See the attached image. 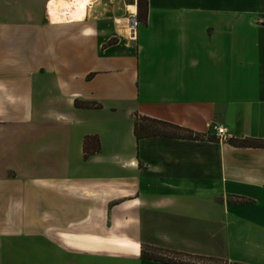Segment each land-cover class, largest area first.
<instances>
[{
    "label": "crops",
    "instance_id": "0c3cea01",
    "mask_svg": "<svg viewBox=\"0 0 264 264\" xmlns=\"http://www.w3.org/2000/svg\"><path fill=\"white\" fill-rule=\"evenodd\" d=\"M129 6L0 0V264H264V147L229 142L264 140V0H147L102 47ZM134 114L212 138L136 139Z\"/></svg>",
    "mask_w": 264,
    "mask_h": 264
},
{
    "label": "trees",
    "instance_id": "16d2710c",
    "mask_svg": "<svg viewBox=\"0 0 264 264\" xmlns=\"http://www.w3.org/2000/svg\"><path fill=\"white\" fill-rule=\"evenodd\" d=\"M137 3V16L139 20L146 22V10H147V0H136ZM75 105L80 107H97L99 106L96 102L80 101L75 100ZM133 133L136 139L145 136L152 135H165L172 137L181 138H191V139H204L212 138L206 133L194 132L188 128L182 127L180 125L160 120L157 118L134 114L133 121ZM229 142L236 146H262L264 147V140L259 138H230ZM83 156L95 153L99 150V139L97 135H85L82 143ZM237 201L246 202L248 199L244 197L237 198ZM159 259V258H158ZM164 262L177 263L172 260H162ZM227 262V261H226ZM227 264H244V263H230Z\"/></svg>",
    "mask_w": 264,
    "mask_h": 264
},
{
    "label": "rangeland",
    "instance_id": "374dc122",
    "mask_svg": "<svg viewBox=\"0 0 264 264\" xmlns=\"http://www.w3.org/2000/svg\"><path fill=\"white\" fill-rule=\"evenodd\" d=\"M122 17H126V14L124 13ZM111 26L113 28L115 27V32L117 34V37H110L108 40L105 41L104 44H102V47L105 46L107 43L112 42L114 39L122 38V41H124V38L127 37L126 22L117 23L116 21H112ZM143 248L148 249L149 246L144 245ZM148 250L149 251H146L147 255H151L162 260H172L180 264L182 263L183 264H227V262L219 261V260H209V259H199V258L191 259L189 256L169 252L168 250H163L161 248L159 249L149 248Z\"/></svg>",
    "mask_w": 264,
    "mask_h": 264
},
{
    "label": "built area",
    "instance_id": "2783aa9c",
    "mask_svg": "<svg viewBox=\"0 0 264 264\" xmlns=\"http://www.w3.org/2000/svg\"><path fill=\"white\" fill-rule=\"evenodd\" d=\"M140 24V20L137 16V11H131L127 10L126 14V26H127V37L129 40H135L136 39V30ZM211 130L215 134V136L221 138L226 135L225 127L218 125V124H212Z\"/></svg>",
    "mask_w": 264,
    "mask_h": 264
},
{
    "label": "bare ground",
    "instance_id": "6f19581e",
    "mask_svg": "<svg viewBox=\"0 0 264 264\" xmlns=\"http://www.w3.org/2000/svg\"><path fill=\"white\" fill-rule=\"evenodd\" d=\"M128 8H130V9L134 10V6H129Z\"/></svg>",
    "mask_w": 264,
    "mask_h": 264
}]
</instances>
